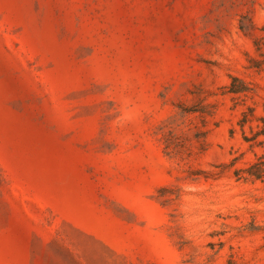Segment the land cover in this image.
I'll list each match as a JSON object with an SVG mask.
<instances>
[{"label":"rangeland","instance_id":"1","mask_svg":"<svg viewBox=\"0 0 264 264\" xmlns=\"http://www.w3.org/2000/svg\"><path fill=\"white\" fill-rule=\"evenodd\" d=\"M263 129L264 0H0V264H264Z\"/></svg>","mask_w":264,"mask_h":264},{"label":"trees","instance_id":"2","mask_svg":"<svg viewBox=\"0 0 264 264\" xmlns=\"http://www.w3.org/2000/svg\"><path fill=\"white\" fill-rule=\"evenodd\" d=\"M242 29L252 33V24H242L241 26ZM249 86L247 83L239 78L238 76H233L232 77V83L229 86L228 91L231 93H246L249 91ZM252 111V109H249ZM192 110H184V112H189ZM249 114L247 112L243 113V118L241 119V125L243 126L247 121H249ZM204 134V132L199 131L198 132V137L200 135ZM259 134H264V129L262 132L258 133ZM246 140H251V138L246 137ZM243 173L247 175V177L255 178V179H264V155L259 156L255 161L249 163V165L246 168H241L236 171V174L239 175L240 177H243Z\"/></svg>","mask_w":264,"mask_h":264}]
</instances>
